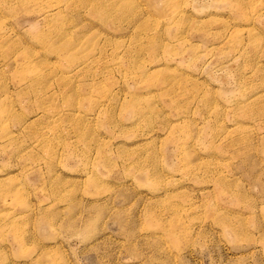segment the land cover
Wrapping results in <instances>:
<instances>
[{
	"label": "rangeland",
	"instance_id": "1",
	"mask_svg": "<svg viewBox=\"0 0 264 264\" xmlns=\"http://www.w3.org/2000/svg\"><path fill=\"white\" fill-rule=\"evenodd\" d=\"M0 264H264V0H0Z\"/></svg>",
	"mask_w": 264,
	"mask_h": 264
}]
</instances>
